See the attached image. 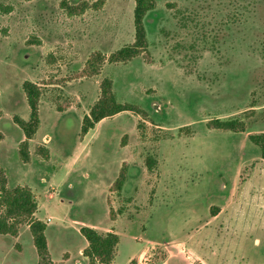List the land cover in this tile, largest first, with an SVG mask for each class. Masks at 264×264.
<instances>
[{"label": "rangeland", "instance_id": "1", "mask_svg": "<svg viewBox=\"0 0 264 264\" xmlns=\"http://www.w3.org/2000/svg\"><path fill=\"white\" fill-rule=\"evenodd\" d=\"M135 0H0V165L31 187L55 264H88L82 226L116 232L112 264H264V0H157L148 49L80 76L93 52L132 43ZM123 111L84 137L103 78ZM43 87L40 127L25 139L23 83ZM61 106L64 110L59 111ZM239 118L241 132L208 126ZM48 147L44 159L39 147ZM153 159L148 167V159ZM127 180L113 188L122 166ZM28 225L0 234V264H38Z\"/></svg>", "mask_w": 264, "mask_h": 264}, {"label": "trees", "instance_id": "2", "mask_svg": "<svg viewBox=\"0 0 264 264\" xmlns=\"http://www.w3.org/2000/svg\"><path fill=\"white\" fill-rule=\"evenodd\" d=\"M156 6L157 0H135L134 41L115 50L108 56L101 51L93 52L83 70L79 73L80 76L99 74L106 61L110 63L128 62L146 51L149 42L145 17ZM23 90L30 109L29 118L25 119L17 115L14 117V122L20 127L25 136V139L19 145L20 157L24 162H29L31 160L29 142L35 137L41 123L39 106L43 96V87L37 83L25 81ZM57 109L59 111L64 110L61 106H58ZM123 111L147 115V112L138 105L119 101L113 88V80L110 77L103 78L100 83L98 99L83 117L81 136L84 137L102 119ZM208 126L232 132H241L246 129V124L239 118L212 119L208 122ZM3 138L4 135L0 131V141ZM249 140L260 148V156L264 159V132L250 134ZM38 152L44 159L50 158L48 147H39ZM147 162L148 167H152L153 159L149 158ZM126 180L127 167L124 163L112 187L117 191H121ZM37 209L38 203L31 187L28 185L9 187L6 171L0 165V234L17 236L20 228L23 225H28L37 249L38 264H55L48 248L47 223L35 218ZM80 231L88 242L83 250V255L88 259V264H112L120 241L119 235L113 231L99 232L96 228L90 226H82ZM130 264H137V259H132Z\"/></svg>", "mask_w": 264, "mask_h": 264}]
</instances>
